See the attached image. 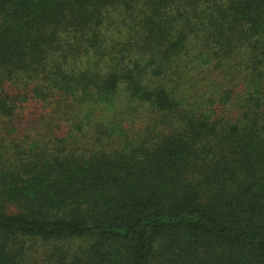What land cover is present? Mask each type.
I'll return each instance as SVG.
<instances>
[{"label":"trees","instance_id":"16d2710c","mask_svg":"<svg viewBox=\"0 0 264 264\" xmlns=\"http://www.w3.org/2000/svg\"><path fill=\"white\" fill-rule=\"evenodd\" d=\"M0 264H264V0H0Z\"/></svg>","mask_w":264,"mask_h":264}]
</instances>
